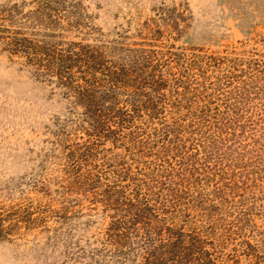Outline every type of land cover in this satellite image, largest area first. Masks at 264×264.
Listing matches in <instances>:
<instances>
[{"label":"rangeland","instance_id":"374dc122","mask_svg":"<svg viewBox=\"0 0 264 264\" xmlns=\"http://www.w3.org/2000/svg\"><path fill=\"white\" fill-rule=\"evenodd\" d=\"M13 3L15 20L0 19V264H138L113 255L103 193L128 184L117 171H163L177 182L187 175L181 156L208 177L202 192L217 187L226 199L216 213L218 233L229 234L220 263L264 264V0H66L53 30L22 17L36 1L0 0ZM14 32L97 45L119 67L159 52L174 74L163 68L165 95L136 117L145 147L108 136L81 162L74 152L94 146L84 107L6 50ZM185 87L178 102L172 90Z\"/></svg>","mask_w":264,"mask_h":264},{"label":"trees","instance_id":"16d2710c","mask_svg":"<svg viewBox=\"0 0 264 264\" xmlns=\"http://www.w3.org/2000/svg\"><path fill=\"white\" fill-rule=\"evenodd\" d=\"M34 1L37 7L22 14L26 22L51 30L62 25L63 11L68 12L66 0ZM0 7V19L3 21L12 22L19 13L17 3L10 8ZM79 24L78 19L68 21L69 27H78ZM6 50L23 57L38 79L54 82L66 93H72L76 102L84 107L88 123L85 131L93 138L94 146L74 152L81 162L94 160L97 156L94 153H98L96 148L108 136L114 142L127 141L128 138L134 147H145L146 140L139 137L142 121L137 122L136 117L143 118L142 110L157 109L155 100L151 98L153 94H157L158 99L165 95L159 91L169 85L163 68L167 69L168 75L174 74L172 67L168 68L165 59L160 58L156 51L142 50L139 58L127 59L119 67L97 45L34 40L20 32L10 36ZM175 80L178 84L183 83L177 78ZM184 90L183 93L172 90L178 95V102L184 99L189 87ZM124 91H127L128 99L125 106H119L117 98ZM111 124L115 128H110ZM171 132L167 131V135ZM167 141L175 143L172 135ZM176 150L181 148L178 146ZM176 160L184 164L187 173L183 172V177L177 182L170 173L163 171L143 170L135 176L130 171L113 173L129 181L120 189L114 185L103 193L101 199L106 209L114 211L107 227L108 243L115 247L113 255L122 256L123 261L132 258L138 264H221L223 255L219 249L229 234L218 233L221 219L216 218V213L226 199L217 187L211 192H202L208 177L199 172L193 175L194 168L183 156ZM86 175H91V172ZM2 220L0 218V235L7 229ZM197 220L200 225H196ZM194 225L196 227H192Z\"/></svg>","mask_w":264,"mask_h":264}]
</instances>
